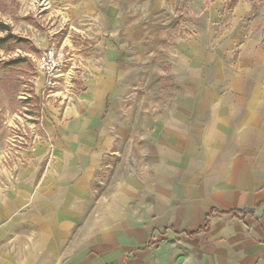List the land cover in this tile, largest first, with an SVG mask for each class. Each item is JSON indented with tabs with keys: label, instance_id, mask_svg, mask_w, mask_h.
Masks as SVG:
<instances>
[{
	"label": "crops",
	"instance_id": "0c3cea01",
	"mask_svg": "<svg viewBox=\"0 0 264 264\" xmlns=\"http://www.w3.org/2000/svg\"><path fill=\"white\" fill-rule=\"evenodd\" d=\"M202 1L206 16L223 9ZM243 13L237 5L233 19ZM225 32L217 49L185 54V99L154 117L135 177L95 219L88 245L60 264H264V32L242 23ZM102 90L87 94L82 119L58 138L72 142L64 150L88 176L125 137ZM11 194L0 201V264H49L71 232L68 221L50 220L46 184L33 193L25 181Z\"/></svg>",
	"mask_w": 264,
	"mask_h": 264
},
{
	"label": "rangeland",
	"instance_id": "374dc122",
	"mask_svg": "<svg viewBox=\"0 0 264 264\" xmlns=\"http://www.w3.org/2000/svg\"><path fill=\"white\" fill-rule=\"evenodd\" d=\"M201 1L0 0V22L9 29L0 38L10 35L0 47V201L25 181L33 193L48 185L50 220L68 221L72 232L59 252H50L49 264L88 245L95 219L114 203L122 183L135 177L144 154L139 141H152L147 134L154 117L170 115V104L185 99V54H200L205 44L217 49L218 40L222 46L223 33L236 23L264 32V0H218L221 12L207 16ZM237 5L244 10L240 20L233 19ZM49 47L66 58L52 92L37 71V58ZM205 72L210 81L212 72ZM94 88L107 93L125 137L98 157L88 176V169H74L73 154L64 150L72 142L59 141V134L72 132L74 118L82 119ZM40 207L31 206L34 215Z\"/></svg>",
	"mask_w": 264,
	"mask_h": 264
},
{
	"label": "built area",
	"instance_id": "2783aa9c",
	"mask_svg": "<svg viewBox=\"0 0 264 264\" xmlns=\"http://www.w3.org/2000/svg\"><path fill=\"white\" fill-rule=\"evenodd\" d=\"M66 63L65 54L62 50L49 47L43 50L37 58V71L44 78V87L53 91L60 85L62 69Z\"/></svg>",
	"mask_w": 264,
	"mask_h": 264
},
{
	"label": "trees",
	"instance_id": "16d2710c",
	"mask_svg": "<svg viewBox=\"0 0 264 264\" xmlns=\"http://www.w3.org/2000/svg\"><path fill=\"white\" fill-rule=\"evenodd\" d=\"M9 29H8V26L5 25V24H2V22H0V33H6L8 32ZM10 37V35L6 34L5 37L3 38H0V47L3 45V43Z\"/></svg>",
	"mask_w": 264,
	"mask_h": 264
}]
</instances>
